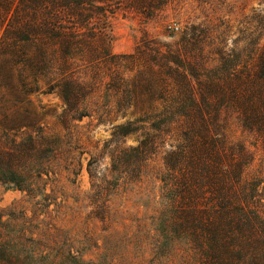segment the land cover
Returning <instances> with one entry per match:
<instances>
[{"label":"trees","instance_id":"1","mask_svg":"<svg viewBox=\"0 0 264 264\" xmlns=\"http://www.w3.org/2000/svg\"><path fill=\"white\" fill-rule=\"evenodd\" d=\"M173 1L0 0V183L31 195L64 167L62 136L32 129L29 95L57 92L68 129L88 115L84 103L104 82L116 117L133 111L112 126L109 167L87 163L92 216L106 220L119 179L140 176L160 156L155 254L184 264H264V177L249 172L254 154L228 136L236 122L264 149V7L243 15L231 43L201 21L174 42L112 52L115 7L148 19ZM130 134L136 144L125 145ZM52 250L0 212V264H64Z\"/></svg>","mask_w":264,"mask_h":264},{"label":"rangeland","instance_id":"2","mask_svg":"<svg viewBox=\"0 0 264 264\" xmlns=\"http://www.w3.org/2000/svg\"><path fill=\"white\" fill-rule=\"evenodd\" d=\"M260 6L264 7V0H174L159 15L148 19L115 7L110 15L111 49L127 54L134 51L137 42L171 43L186 24L201 21L211 27L213 35H226L231 43L238 39L239 20ZM104 85H99L85 101L88 115L70 120L68 129L59 120L63 100L57 92L27 97L24 106L33 120V131L41 128L48 135L62 136L64 167L51 176L53 180L44 191L35 189L31 195L0 183L3 219L10 218L34 232L35 238L46 239L53 249L51 253L57 251L64 264H184L178 258L165 259L155 254L157 240L161 238L157 221L165 200L159 180L160 156L148 160L140 176L119 179L109 195L106 220L91 214L87 163L91 159L93 163L97 161L98 167H109L112 126L132 116L133 111L129 107L124 117H116L121 113L111 108L114 99L105 94ZM137 136L130 134L122 140L125 145H134ZM228 136L232 141L243 142L254 154L249 172H260L264 177V149L254 136L236 122L230 124ZM69 255L76 258L68 262L65 257Z\"/></svg>","mask_w":264,"mask_h":264},{"label":"built area","instance_id":"3","mask_svg":"<svg viewBox=\"0 0 264 264\" xmlns=\"http://www.w3.org/2000/svg\"><path fill=\"white\" fill-rule=\"evenodd\" d=\"M175 29H177V27H175Z\"/></svg>","mask_w":264,"mask_h":264}]
</instances>
